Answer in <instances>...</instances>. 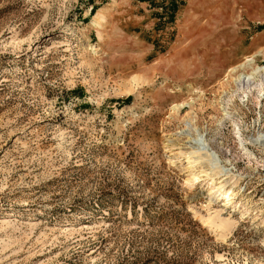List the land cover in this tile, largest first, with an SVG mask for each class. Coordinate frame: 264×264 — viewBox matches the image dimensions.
Instances as JSON below:
<instances>
[{"label":"rangeland","instance_id":"obj_1","mask_svg":"<svg viewBox=\"0 0 264 264\" xmlns=\"http://www.w3.org/2000/svg\"><path fill=\"white\" fill-rule=\"evenodd\" d=\"M263 67L264 0H0V264H264Z\"/></svg>","mask_w":264,"mask_h":264},{"label":"bare ground","instance_id":"obj_2","mask_svg":"<svg viewBox=\"0 0 264 264\" xmlns=\"http://www.w3.org/2000/svg\"><path fill=\"white\" fill-rule=\"evenodd\" d=\"M100 12L101 11L99 10L97 14V18L93 19L91 23L93 26H97V27L101 26V23L103 21L102 18L104 16L102 17ZM99 34H100V40L103 41L104 39L103 32L100 31ZM241 67L242 65L239 67H235L232 70H237ZM258 71L261 74L258 82H254V81L252 82L253 77H251V75H245V76L239 75L238 77H236V79L233 81L236 89L234 90L232 98L230 99L235 98V96L240 97L239 95L241 93H243L245 97L251 96L253 100L256 98L259 99V97L262 96V94H264V67L258 69ZM252 87H254L253 89H255L257 95L254 94ZM184 105L185 104H177L174 106V109L176 111H179L182 107H184ZM249 144L255 147H261L262 150L264 151V133L263 132L259 133L257 136L250 138ZM177 154L179 156V154H183V152H179ZM186 156L188 158L187 167L190 169V176H191L187 181L191 183L192 189H196L197 187L202 185L201 184L202 181H206L207 184L209 185L207 191L208 193L207 197L209 198L211 203H214L216 200L223 197L225 198V200H223L224 201L223 207L234 205L233 207L236 208L238 204V203L236 204V202L238 201L239 197L242 196L244 193L241 192V187L238 186L239 179L238 178L234 179L232 173H230L229 170L225 169V167L223 168L222 166H216V165L214 167V164L208 158V155H204L201 152L199 153L197 151H190L187 153ZM222 177H225L222 181H215L217 178H222ZM206 210H207V217L203 219V222L212 229H215L222 236L230 235L237 227L238 225L237 222H232L233 220L231 221V219L229 218H223L222 216L223 210H213L212 208H208V207H206ZM1 223L7 225L8 227L12 225L13 221L5 220L2 221Z\"/></svg>","mask_w":264,"mask_h":264}]
</instances>
